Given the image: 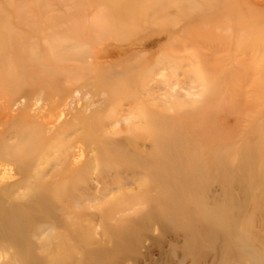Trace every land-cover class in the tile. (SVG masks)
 <instances>
[{"label": "bare ground", "instance_id": "obj_1", "mask_svg": "<svg viewBox=\"0 0 264 264\" xmlns=\"http://www.w3.org/2000/svg\"><path fill=\"white\" fill-rule=\"evenodd\" d=\"M166 1L141 0L123 19L117 20L122 30L117 31L114 38H128L134 34V29L144 26L149 12L156 13L173 6ZM99 2L111 14L121 9L118 7L121 0ZM9 31L6 27L0 34V55L4 58L6 48L14 44ZM187 42L186 39L182 45L185 47ZM140 43L136 46L145 49ZM245 47L247 45L242 48ZM132 49L134 45L131 49H119L118 58L134 59V51L126 52ZM155 50L145 52L155 53ZM110 54L107 62L116 58ZM194 58H199L197 53L182 54L176 49L164 55L161 66H156L153 72L148 71L151 73L149 81H155V76L161 74V79L156 81L167 82L169 97L178 95L177 86L190 93L200 86V89L203 87L201 93L205 94L200 106L194 111L178 112L175 119L165 115L166 107L143 110L149 133L145 132L144 137L148 136L145 140L155 149L152 153L134 145V134L120 136L124 130L134 133V122L133 127L120 126L108 132L106 128L121 124L118 119L105 122L98 114V106L92 109L79 104L76 105L78 110L68 108V105L65 108L60 103L65 96L59 93H55L54 103L48 104L46 111L35 103L37 122H33L32 117L29 119L25 112V116L18 115V120L11 121L5 134L0 132V264H44L35 252L38 247L35 239L45 235L42 243L49 242L56 236L55 228L66 226L64 216H80L87 203L101 204L104 198L116 192L126 194L123 186L133 188L136 179L146 178L159 186L160 194L153 196L155 199L149 202L144 217L134 219L126 228H109L112 249H82L85 264H116L124 258L139 263L137 257L146 232L153 226H158L162 237L174 239L169 243L166 257L169 262L165 264H188V259L192 264H264V191L255 194L257 161V170L264 171L261 151L264 144L254 135L250 137L249 151L231 150L230 137L218 126V113L213 110L222 97V83L214 81V75L217 76L214 68L210 69L211 66L208 68L206 64L203 71L201 64L206 61L198 59L195 64ZM130 61H123L127 65L116 73L121 81L115 82V97L110 101L123 106L129 104L128 112L134 121L136 67L128 64ZM185 67L194 68L195 72L192 69L185 71ZM100 69L95 67L93 71L98 73ZM71 89L76 92L74 101L79 100L82 91L76 85ZM146 90L141 93L147 94ZM39 91L37 102L46 93L44 87ZM56 100L59 102L55 103ZM187 104L176 99L170 106L177 109ZM47 135L50 138L46 139ZM218 137L224 141L214 142ZM89 148L96 152L95 159L92 160V156L85 161ZM235 155L239 158L236 164L232 163ZM18 165L25 166V170L18 169ZM250 176L251 184L248 185L246 179ZM216 186L220 187V193L211 194V188ZM77 207L78 210L73 211ZM76 239L77 242L84 241L82 234Z\"/></svg>", "mask_w": 264, "mask_h": 264}, {"label": "rangeland", "instance_id": "obj_2", "mask_svg": "<svg viewBox=\"0 0 264 264\" xmlns=\"http://www.w3.org/2000/svg\"><path fill=\"white\" fill-rule=\"evenodd\" d=\"M140 1L121 0L122 3L118 4L121 8L119 12L111 14L99 0H0V34L9 27V32H12L9 34L14 42L13 46L6 48L5 58L0 55L1 134H5L4 131L11 127L15 119H19L18 115L25 116V112L29 114V119L32 117V121L37 122L38 118L34 113L36 104L46 111L48 104L54 103L55 93H59L65 96L60 102L65 108L67 105L68 108L76 107L77 110L80 105H87L92 109L98 106V114L105 122L118 119L121 124L116 123L106 128L108 132L109 129L116 130L120 126L133 127L134 122V133L124 130L120 136L123 138L134 134V145L152 153L150 142L145 140L148 136L144 137L145 132L147 135L149 133L145 128L147 125L144 124L143 110H162L166 107L165 115L175 119L178 112L194 111L205 98V94L201 93L203 87L200 89V86L194 87L192 93L177 86L178 95L169 97L170 87L167 82L164 84L156 81L161 79V74L155 76V81H149L151 73L148 71L153 72L159 67L166 53L171 54L180 49L182 54L197 53L199 58H194L195 64L198 59L205 60L206 63L201 64L202 70L204 71L206 64L208 68L211 66L210 69L214 68L218 76L214 75V81L222 83V97L219 103L214 104L213 110L218 113V126L230 137L231 150L249 151V141L254 135L263 145L264 0H167L166 3L170 2L173 6L164 11L149 12L143 21L144 26L134 29L133 35L124 40L114 38L117 31L122 30L117 20L123 19ZM186 39L188 42L184 47L182 44ZM132 40L134 44L130 45ZM138 42L145 49L136 46ZM133 45L134 49L126 52L134 51V59L118 58L121 51L119 49H131ZM246 45V49L242 48ZM152 48L156 49L155 53L145 52ZM109 54H114L116 58L107 62ZM125 60H131L128 64L136 67L134 121L133 115L128 112L129 104L123 106L110 101L115 97V82L121 81L116 73L127 65L123 62ZM95 67H101L98 73L93 71ZM191 69L185 67L184 70ZM192 70L195 72L194 68ZM205 71L208 74L207 68ZM81 76L84 78L80 79ZM74 85L82 91L78 102L74 101L76 92L73 93L71 89ZM40 87H44L46 93L37 102ZM147 88L151 90H146ZM143 89L147 94L141 93ZM176 99L188 104L186 107L173 109L170 105ZM58 102L56 100L55 103ZM47 137L50 138L47 135L46 139ZM144 140L146 142L141 143ZM221 140L223 139L218 137L214 142ZM261 151L264 157V145ZM95 153L93 148H89L85 161L92 156L94 160ZM232 160L236 164L239 158L235 155ZM96 164L95 162L94 165ZM16 167L25 170L23 165ZM257 168L255 194L264 191V171H258ZM246 181L250 185L251 176ZM129 187L123 186L126 194L123 191L116 192L104 198L101 204L87 203L80 216H64L68 227L55 228L56 236L49 242L42 243L45 235L35 239L38 245L35 252L42 257L44 264H85L82 249H112L113 238L109 228H126L134 219L143 218L149 209V202L160 194L159 186L147 178L136 179L133 188ZM219 190L220 187L216 186L215 189L211 188L210 193L219 194ZM109 199L111 201L107 202ZM76 210L78 207L73 211ZM78 234L84 237L82 243L77 242ZM173 240L172 236L162 237L158 226H153L152 230L146 232L137 257L139 263L124 258L116 264H165L169 262L166 257L169 243ZM65 242L66 245H62ZM189 260L187 263L192 264Z\"/></svg>", "mask_w": 264, "mask_h": 264}]
</instances>
